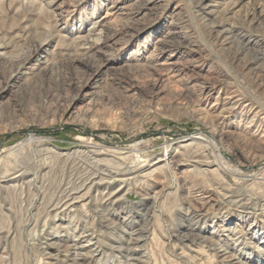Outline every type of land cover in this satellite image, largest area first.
<instances>
[{"label":"rangeland","instance_id":"obj_1","mask_svg":"<svg viewBox=\"0 0 264 264\" xmlns=\"http://www.w3.org/2000/svg\"><path fill=\"white\" fill-rule=\"evenodd\" d=\"M41 1L0 0V264H264V0ZM90 146L128 181L52 219Z\"/></svg>","mask_w":264,"mask_h":264},{"label":"bare ground","instance_id":"obj_2","mask_svg":"<svg viewBox=\"0 0 264 264\" xmlns=\"http://www.w3.org/2000/svg\"><path fill=\"white\" fill-rule=\"evenodd\" d=\"M43 2L46 4V6H48L50 4L49 0H42L41 3H43ZM43 4L39 5L40 11L45 10L44 9L45 5H43ZM55 27H56V24H55ZM209 136H210L209 134H208V136H207V134H205V135L200 134V133L195 134L194 136H192L186 140V141H189L187 146H193L194 145V146L199 147V148H204L205 146L211 144L210 139L213 140V138L211 136L209 139ZM185 146L182 145V146H180V148L184 150ZM85 149L91 155V161H89L88 172L85 173V175L79 179V183L77 185H74L73 187L67 188L64 191H62L60 193V195L53 202L50 203L48 208L50 209V212L52 213V215H51L52 219H55L57 216H59L58 215L59 213L63 214L65 211H68V210L72 211V209H75L77 207V204L84 201L85 197L90 192H92V191L100 192L101 189H107L108 186H110L113 182H116V181L121 182V184L125 186L126 182L128 181V180L123 179V178L121 179V177H124L125 175L119 176L118 175L119 171L114 172V171H112L106 167L105 164L112 161V160H109V158H108V157H111L110 155H108L107 153H105L101 150H97L95 147H92V146L86 147ZM161 162H164V165H162V166H167L166 161L164 159H160L159 161L155 162L154 165H158ZM162 166H158L155 169H159ZM122 190H123V187L121 186V187H118V190H116L112 194L109 193V195H107V196L104 195V199L101 200L102 204H104L107 207V206H110V205L118 202L119 201L118 195L122 192ZM83 192H86V193H83ZM86 233H87V230L84 229L80 235V238H85V237L87 238V236H89V235H85ZM134 241L140 242L139 239H136ZM86 242H87L86 246H81V247L80 246L79 247L74 246L73 247V249L75 250V255H74L75 257L72 260V264H79L78 262H84L85 261V259L83 260V258L81 257L82 255L80 254L79 251L81 249H84L85 247H88L91 244L92 239H88ZM130 244L131 243H129L128 245H130ZM119 250L123 251V249H119ZM124 251H125L124 253H126V255H128L129 257H132V253L136 252L137 250L131 249V248H129V246H126ZM216 252H217V254L220 253L222 255H226L228 253L227 248H225V247H221ZM131 260L134 261L135 259H131ZM135 263H137V262H135ZM226 264H233V263H231V261H227Z\"/></svg>","mask_w":264,"mask_h":264}]
</instances>
